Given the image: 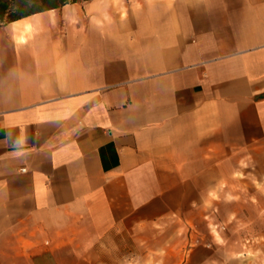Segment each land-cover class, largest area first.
<instances>
[{"label":"crops","instance_id":"0c3cea01","mask_svg":"<svg viewBox=\"0 0 264 264\" xmlns=\"http://www.w3.org/2000/svg\"><path fill=\"white\" fill-rule=\"evenodd\" d=\"M168 224L195 232L164 262L264 264V0L0 27V264H117Z\"/></svg>","mask_w":264,"mask_h":264},{"label":"rangeland","instance_id":"374dc122","mask_svg":"<svg viewBox=\"0 0 264 264\" xmlns=\"http://www.w3.org/2000/svg\"><path fill=\"white\" fill-rule=\"evenodd\" d=\"M155 229L152 232L139 231L138 234L134 235V243L136 245H131V242L133 243L131 237L126 238L125 244L122 247L123 261H118L117 264H179V262L175 261L174 256H172L171 261L164 262L165 253L172 251L175 254L179 251V244L181 240L183 242V239H185L184 236L188 235L190 237V234L195 231L191 228L180 230L179 225L175 224L159 226ZM195 242L196 240L191 241L189 238L186 247L184 246L183 249L187 248L189 252L194 247L191 243L195 244ZM170 243L172 245H169Z\"/></svg>","mask_w":264,"mask_h":264},{"label":"trees","instance_id":"16d2710c","mask_svg":"<svg viewBox=\"0 0 264 264\" xmlns=\"http://www.w3.org/2000/svg\"><path fill=\"white\" fill-rule=\"evenodd\" d=\"M87 0H0V27L23 17Z\"/></svg>","mask_w":264,"mask_h":264}]
</instances>
